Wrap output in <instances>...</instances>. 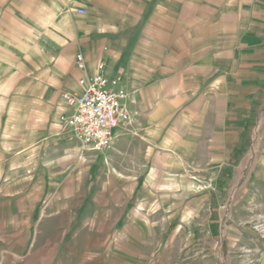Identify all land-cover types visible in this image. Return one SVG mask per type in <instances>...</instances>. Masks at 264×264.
I'll return each instance as SVG.
<instances>
[{
  "label": "crops",
  "instance_id": "obj_1",
  "mask_svg": "<svg viewBox=\"0 0 264 264\" xmlns=\"http://www.w3.org/2000/svg\"><path fill=\"white\" fill-rule=\"evenodd\" d=\"M98 72L129 113L99 154L61 120ZM262 123L264 0H0V264H160L184 173Z\"/></svg>",
  "mask_w": 264,
  "mask_h": 264
},
{
  "label": "rangeland",
  "instance_id": "obj_2",
  "mask_svg": "<svg viewBox=\"0 0 264 264\" xmlns=\"http://www.w3.org/2000/svg\"><path fill=\"white\" fill-rule=\"evenodd\" d=\"M258 137L243 142L252 155L204 156L184 173L160 264H264V123Z\"/></svg>",
  "mask_w": 264,
  "mask_h": 264
},
{
  "label": "built area",
  "instance_id": "obj_3",
  "mask_svg": "<svg viewBox=\"0 0 264 264\" xmlns=\"http://www.w3.org/2000/svg\"><path fill=\"white\" fill-rule=\"evenodd\" d=\"M76 64L82 67L81 56L76 57ZM79 85V95H62L70 113L61 120L83 151L99 154L111 146L114 131L129 121L128 94L121 77L108 78L101 72L81 79Z\"/></svg>",
  "mask_w": 264,
  "mask_h": 264
}]
</instances>
